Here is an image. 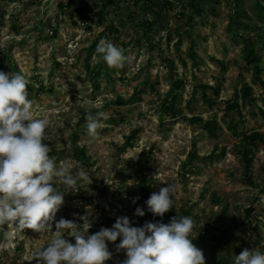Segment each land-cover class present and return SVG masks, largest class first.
Returning <instances> with one entry per match:
<instances>
[{"label":"rangeland","instance_id":"374dc122","mask_svg":"<svg viewBox=\"0 0 264 264\" xmlns=\"http://www.w3.org/2000/svg\"><path fill=\"white\" fill-rule=\"evenodd\" d=\"M173 1L174 7H155L163 11L162 20L147 30L143 20L155 15L145 13L133 0H118V6L107 13L94 4L84 12L75 4L64 9L60 3L68 0H0V61L4 60L0 71L20 72L27 79L34 115L50 120L45 143L57 166L79 162L92 178L90 185L78 181L77 191L64 193L52 222L53 232L61 218L82 224L79 217L86 214L92 223L89 235L112 228L122 216L136 227L161 222L148 212L136 216L135 210L138 201L146 204V191L151 195L166 184L176 188L175 211L172 216L168 215L171 210L165 213L163 223L183 216L182 208L189 210L188 216L195 221V241L202 240L203 227L217 232L219 226L244 234L245 211L250 206L255 208L251 224L264 223V142L252 147V183L244 171L241 141L243 134H264V83L255 78V70L243 58L244 43L229 30L237 11L243 21L259 23L256 0H204V13L194 15L193 22L183 13L188 0ZM111 23L119 30H110ZM240 33L260 40L252 28ZM102 39L123 49L127 60L122 69H103L94 81L90 71L103 60L91 48ZM193 40L199 67L189 57ZM259 53L264 80V49ZM177 78H184L185 86L178 92L173 115L163 108V100L168 97L170 102L169 91ZM245 83L254 87L256 100L244 104L240 99V108L227 110V102L237 99L236 91ZM203 84L211 86L213 107L201 96ZM215 86L218 93H214ZM118 97L130 103L118 105ZM89 112L105 114L94 140L87 131ZM193 115L215 118L217 134L187 119ZM77 145L85 155L77 152ZM193 152L199 157L190 161ZM76 170L73 167V174ZM248 233L251 250L264 252V228ZM51 235L31 229L17 233L5 224L0 228V264H37L29 261L30 253L46 246ZM64 238L75 243L67 232ZM106 243L113 255L105 264H121L126 253L117 251V241Z\"/></svg>","mask_w":264,"mask_h":264},{"label":"clouds","instance_id":"9594fccd","mask_svg":"<svg viewBox=\"0 0 264 264\" xmlns=\"http://www.w3.org/2000/svg\"><path fill=\"white\" fill-rule=\"evenodd\" d=\"M96 54L109 68L122 69L127 60L123 49L105 39L99 41ZM28 95V81L22 73L0 71V228L8 224L17 233L31 229L52 234L46 246L30 253L29 261L105 264L113 255L106 242L120 238L116 249L126 253L121 264H205L202 250L192 242L195 221L190 216H174L167 224L146 222L142 227L133 226L127 216H122L112 228L89 235L92 223L86 214L79 217L82 224L61 218L53 232L52 222L64 202V193L77 191L78 181L90 185L92 178L79 162L57 166L50 157L52 149L45 143L50 120L34 115V102ZM104 118L103 112L88 113L87 131L93 140L99 136ZM166 185L146 201L153 216L163 217L173 208L176 188ZM135 215L142 217L145 212L137 207ZM65 232L74 237V244L64 238ZM234 264H264V252L244 249L235 255Z\"/></svg>","mask_w":264,"mask_h":264},{"label":"trees","instance_id":"16d2710c","mask_svg":"<svg viewBox=\"0 0 264 264\" xmlns=\"http://www.w3.org/2000/svg\"><path fill=\"white\" fill-rule=\"evenodd\" d=\"M77 2V3H75ZM204 0H188L187 5H185L186 9L191 10V13L188 14L185 11H183L184 15L188 16V21L193 22L194 15L196 14H203L204 13ZM76 5V8L82 12L85 10H88L91 7V4L96 5L100 7V10L104 13L109 12L110 9L118 6V0H68V3H60L64 9L65 6H73ZM133 4L137 7H140L145 13H153L155 15L154 19H145L143 20L142 24L147 30H153V27L159 23V21L162 20L163 17V11H159V9H155L157 5H160V8H171L174 7L175 3L173 0H163V2H156V0H133ZM255 10L257 13V17L259 20L257 22L248 23L243 21L240 17L241 11H237L235 16L231 17V22L229 23V30L236 36L237 39L241 40L244 43V54L243 58L245 61L252 66V68L255 70V78L259 81H262L264 83L263 78L260 76L261 72L263 71V68L259 65L260 61V50L264 49V39L262 36V33L264 31V0H256L255 4ZM3 13L2 18L5 17ZM133 17V16H131ZM141 22V21H140ZM261 24V25H260ZM249 28H252L256 34L257 38H260V40L250 39L246 37L245 35L240 33L241 29L249 30ZM110 30L118 28L114 23H111ZM119 30V29H118ZM117 30V31H118ZM167 37L171 39V33L168 32ZM193 44L190 47V54L189 57L192 59L193 64L196 67L200 66V55L198 54L196 50V42L195 40L192 41ZM261 43V46L259 45ZM180 46V43L178 44ZM97 42H95L91 48V50L96 49ZM263 48V49H261ZM173 64L174 60L169 61ZM184 63L187 64L186 59L183 60ZM222 63V62H221ZM223 64V63H222ZM4 68V60L0 61V70ZM90 68V67H89ZM107 69V64L102 61V63L98 66H96L94 69L90 71V75L92 76V79L96 81L103 72V69ZM226 69V68H225ZM185 86V79L184 78H177L172 81L171 89L169 91V95H171V100L168 102V97H166L163 100L164 109L169 114L175 115L177 112V105L179 101V94L178 92ZM202 93L201 96L203 100L210 106L213 107L215 101L212 99V96L210 93H208V88H211L210 85H201ZM199 89V88H198ZM219 92V89L215 86L214 87V93ZM237 99L228 101L227 102V110H233L240 108V99H242L243 103L246 104L248 100L255 101L256 97L254 96V87L250 85L249 83H245L240 91H236ZM130 101L123 99L122 97H118L117 104L118 105H126L129 104ZM263 112V111H262ZM264 113V112H263ZM163 119V117L161 116ZM187 119L203 123V126L205 129L210 131L211 134L216 135L217 134V126L218 121L214 118L211 120H205L201 116H195L187 117ZM237 128V125L234 126ZM235 130V129H234ZM236 131V130H235ZM239 135V133H237ZM241 141L244 142V149H242V157L244 160V171L246 173V176L248 177V180L252 183L253 180L251 179V171L253 167V161H254V151L252 150L253 146H257L259 142H264V134L259 131H254L250 134H243ZM76 150L78 153L85 155L86 152L84 149L80 148L79 145L76 146ZM213 155V153H212ZM199 155L196 153H192L189 157V160L192 161L193 159H197ZM78 158L79 154H78ZM146 197H150V193L147 191L145 193ZM96 206H101L100 203H97ZM137 207L144 210V212H148L147 205L143 201H138ZM136 207V208H137ZM175 211L174 208L171 209V211L168 213L169 216H172ZM255 211V208L253 206H250L246 209V214L244 217V228L243 231L244 234H238L234 233L229 230L222 229L221 227L217 226V232H212L210 228H200L199 236L202 238L201 241H195L193 239V244H199L200 250H202L204 257H205V264H234V257L235 255H239L244 249H248L250 251L251 248L247 245L248 240V230H252L259 232L260 228H264V223L260 225L259 221H257L254 225L251 224L252 222V216ZM150 213V212H148ZM183 216L189 215V210H186L182 208ZM159 217V216H158ZM161 222H163V217H159ZM94 232V231H92ZM95 232H98V230H95ZM206 234V236H205ZM206 237L209 239L207 240ZM258 237V236H257ZM256 242H259V240H256ZM120 243V238L117 240V244ZM124 252V251H123Z\"/></svg>","mask_w":264,"mask_h":264},{"label":"built area","instance_id":"2783aa9c","mask_svg":"<svg viewBox=\"0 0 264 264\" xmlns=\"http://www.w3.org/2000/svg\"><path fill=\"white\" fill-rule=\"evenodd\" d=\"M116 256H118V255H116Z\"/></svg>","mask_w":264,"mask_h":264}]
</instances>
